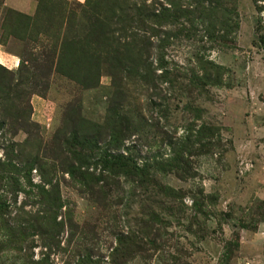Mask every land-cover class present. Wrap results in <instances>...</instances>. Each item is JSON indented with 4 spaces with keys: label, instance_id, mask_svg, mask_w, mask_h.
<instances>
[{
    "label": "rangeland",
    "instance_id": "374dc122",
    "mask_svg": "<svg viewBox=\"0 0 264 264\" xmlns=\"http://www.w3.org/2000/svg\"><path fill=\"white\" fill-rule=\"evenodd\" d=\"M32 2L24 13L0 0V195L9 225L39 214L62 231L51 247L46 233L7 243L0 264H264V0H225L236 16L217 45L203 27L175 39L172 26L127 27L141 80L120 75L121 26L109 53L96 29L102 4L123 18L121 0ZM197 57L221 67L222 85H203ZM109 106L132 119L122 150L75 140ZM118 155L149 164L154 185L115 176L104 162Z\"/></svg>",
    "mask_w": 264,
    "mask_h": 264
},
{
    "label": "trees",
    "instance_id": "16d2710c",
    "mask_svg": "<svg viewBox=\"0 0 264 264\" xmlns=\"http://www.w3.org/2000/svg\"><path fill=\"white\" fill-rule=\"evenodd\" d=\"M182 0H169L170 8H166L161 5V7L148 6L145 3L138 4L134 3L133 5H126V0H121L120 16L123 17L118 19L115 22L114 18H108V14L112 13L115 15L114 6H104L101 5L100 13L97 7H94V12L99 13L101 17V22L97 26L96 29L101 30V49L104 53H109L106 48L111 44L109 41L111 38L108 33H111L113 26L120 25V29L116 32H121V37L123 40L120 42H124L123 46H120L126 49L127 56L121 57V65H124V60L128 67L122 68L119 70L126 78H130L132 75L135 77H139L140 80L145 78L144 72L139 69V67H143L144 63H140L137 60V56H134V51L137 48L135 43L134 36H129L126 33V29L129 26H135L138 29H143L146 33L151 34V36H159L164 28H170L171 26L175 28L176 32H168L165 33L166 39L169 37L176 38L177 33H191L193 31H200V28H204L205 36L208 40L213 44H218L220 41V36L218 35V30L221 25L227 26L231 22L235 21V13L236 9L233 8H225V0H187L189 3L187 6H181L179 2ZM128 6L130 8L128 9ZM185 6V7H184ZM7 11V10H6ZM158 11V12H157ZM104 13V15L102 14ZM12 14L14 12L11 11ZM15 15V14H14ZM18 16V15H17ZM24 22V27L30 25L32 22L31 18L28 16H21ZM106 18V19H105ZM108 18V19H107ZM30 30V29H23ZM32 31V30H31ZM164 41V40H161ZM173 44V42H172ZM258 47L264 49V29L260 27V37L259 42L257 44ZM115 48V47H114ZM135 57V58H134ZM116 58L113 57L112 60ZM124 59V60H123ZM197 61L200 66L198 69L203 72L205 80V84L203 85H222L221 74L219 70L220 66L212 64L211 61H208L206 57H197ZM214 69L215 71H212ZM94 66V64H93ZM115 69V67H114ZM116 71V70H115ZM117 74H114V78L116 81ZM116 84V83H115ZM118 109V110H117ZM117 109L114 106H109L107 110L106 122L101 126H97V130H93V134L85 133L77 135L75 140H84L87 144L93 145L95 148L99 139L109 140L110 144H114L117 152L122 150L124 146V137L132 130V119L123 112V108L117 106ZM181 157V155H177L176 159ZM106 167L110 168V163L112 167L115 168V176H125L127 181L132 185H137V187H141L144 189H148L151 185H154V180L152 179V173L148 171L149 164L143 165V168H140L134 158H125L124 155H118V157H114V161H106L104 162ZM147 167V168H146ZM157 168L162 171L163 167H161L157 162ZM117 174V175H116ZM108 185V182H107ZM105 196V193L103 194ZM2 196L0 195V260L2 259V255L4 253V246L7 243H12V249H15V244L22 239H29L31 236L38 235L37 233L47 234L50 233L53 237L60 235L62 229L59 225L62 224H54L55 229L49 231V227H51V223L48 220L49 217H40L39 214L29 217L26 219H22L21 216H16L12 220V225H9L5 220L6 215L9 213L8 208L4 207V203H2ZM21 212V211H20ZM19 212V213H20ZM29 218V219H28ZM154 217L151 219L153 220ZM52 221V218H51ZM54 221V217H53ZM157 221V220H156ZM40 223H43L40 225ZM5 228V232H4ZM47 228V230H46ZM33 232V234H32ZM52 238L48 235L47 245L55 246L58 245L59 241H52ZM45 242V240H43ZM42 262V261H41ZM39 264H44L43 262Z\"/></svg>",
    "mask_w": 264,
    "mask_h": 264
},
{
    "label": "crops",
    "instance_id": "0c3cea01",
    "mask_svg": "<svg viewBox=\"0 0 264 264\" xmlns=\"http://www.w3.org/2000/svg\"><path fill=\"white\" fill-rule=\"evenodd\" d=\"M78 1H85V0H78ZM5 5L10 7L14 10L21 11V12H28L31 13L33 10V2L32 0H5Z\"/></svg>",
    "mask_w": 264,
    "mask_h": 264
}]
</instances>
